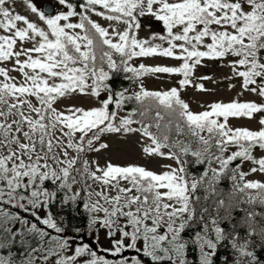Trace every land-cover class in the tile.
I'll return each instance as SVG.
<instances>
[{"label": "snow or ice", "instance_id": "obj_1", "mask_svg": "<svg viewBox=\"0 0 264 264\" xmlns=\"http://www.w3.org/2000/svg\"><path fill=\"white\" fill-rule=\"evenodd\" d=\"M23 3L40 23L16 12L14 0H0V64H13L0 67V264H219L222 248L223 264H264V182L247 179L264 174V155H254L264 152V117L258 130L228 123L254 118L264 103L216 102L193 112L180 97L188 86L206 90L192 80L204 60H227L228 79L264 98V0H56L62 8L55 12ZM145 16L163 32L139 38ZM153 56L181 63H133ZM120 72L133 81L149 73L181 78L179 87L150 91L140 83L129 94L110 83ZM74 94L96 97L99 106L54 107ZM130 102L136 106L121 116ZM136 132L150 141L146 155L177 166L156 173L82 158L108 147L100 142L105 134ZM244 162L254 166L243 171ZM200 165L198 175L190 171ZM225 178L227 193L220 188ZM84 196L89 228L118 236L104 250L117 259L88 243L73 247L75 237L61 235L51 212L38 215L58 197L62 206H76Z\"/></svg>", "mask_w": 264, "mask_h": 264}, {"label": "rangeland", "instance_id": "obj_2", "mask_svg": "<svg viewBox=\"0 0 264 264\" xmlns=\"http://www.w3.org/2000/svg\"><path fill=\"white\" fill-rule=\"evenodd\" d=\"M34 3L38 8H42L45 5H50L52 11L55 12L62 8V6L56 3V0H34ZM15 11L28 16L30 20H33L37 23H40L38 18L32 14L24 5L23 0H14ZM77 18H73V22ZM92 19L100 23L102 26L107 27L109 22L102 19L98 16H92ZM141 28L138 31L139 38L147 39L151 36L152 33H162L163 27L159 21H156L153 17L145 16L140 19ZM120 29L123 30V25H119ZM155 43H160V41H155ZM30 43H25L24 47H31ZM166 46V45H165ZM19 42L17 48H19ZM23 59V57H21ZM228 59H233L229 57ZM134 64L139 65L140 63L145 64L146 66H179L181 61L153 56V57H141L133 61ZM13 66L12 62H4L0 64V67H7L11 69ZM10 76L15 77L17 80H22V76L18 71H10ZM232 76V70L227 66V60H204L202 65L196 67L194 75L192 77L193 84H203L205 91H200L194 86H188L180 92V97L184 100L190 107L193 112L204 111L208 105L216 102L228 103L233 100H239L240 102L254 101L256 103H264V98H261L250 92H242L241 90V80L239 78L228 79ZM201 77H210V79L201 80ZM181 77L179 75H169V74H147L142 78L141 83L144 88L150 91H162L168 90L172 87H179L177 81ZM234 85V87H229V85ZM138 90V85L133 86L129 93ZM106 97V94L102 93L100 99ZM32 102L35 104V98H32ZM82 107L89 109L92 107L99 106V100L96 97L91 95H79L74 94L71 96L63 97L58 100L54 105L58 110H65L68 107ZM121 116L125 115L120 113ZM261 117H264V112L255 114L254 118L249 119L246 117L240 118H229V125L233 128L241 127L248 128L251 130H258L261 125L259 120ZM133 127H139L138 125H133ZM101 143H106L107 148L102 149L98 152L89 151L85 154L84 159H87L90 163L96 161L100 167L106 166L108 162H111L114 165H138L143 166L147 170H151L156 173H161L166 170L165 166L176 167V162L172 159L163 158L156 155H146L143 152V147L150 143L146 138L142 137L139 132L136 133H111L105 134L101 137ZM98 146V145H97ZM231 150H235L234 148ZM167 152V151H165ZM70 155H74L70 151ZM254 155L260 157L264 155V152L261 150H255ZM215 166V165H213ZM251 162H244L242 164V170L248 171L253 167ZM94 170V166H93ZM249 180H257L264 182V174L259 172L251 174L247 177ZM78 187V186H75ZM93 188L99 190L100 186L94 184ZM95 199V198H94ZM38 215L45 216V208H40L37 210ZM102 215V214H101ZM33 218L30 217V220ZM67 237V235H64ZM69 238V237H67ZM118 238L110 237L107 234V230L100 228L99 225L95 226L88 236L73 240V247L77 243H88L91 248H97L98 255H104L109 260H115L118 257H112L109 253L105 252V249L112 247V240ZM71 239V238H69ZM127 255H132L134 253L128 252Z\"/></svg>", "mask_w": 264, "mask_h": 264}, {"label": "trees", "instance_id": "obj_3", "mask_svg": "<svg viewBox=\"0 0 264 264\" xmlns=\"http://www.w3.org/2000/svg\"><path fill=\"white\" fill-rule=\"evenodd\" d=\"M72 2L78 5L79 3L82 2V0H72ZM124 76L125 74L123 72L114 74L113 80L110 83L116 89L126 88L127 90H130L133 86L139 85L142 81V78L144 77L143 76L140 81H133V80L125 79ZM135 106L136 105L134 102H130L127 104L126 110L121 113H124L126 115L127 111L131 110ZM153 131H155V129H153ZM163 151H168V150L164 149ZM86 153L82 154V158L85 157ZM189 159H191V157H189ZM238 163H240L239 160L234 162L232 166L234 167L235 164ZM203 167H204L203 165L190 166V171L198 175L200 172L203 171ZM49 187L54 188V186L52 185H49ZM230 187H231L230 182L226 178L220 184V188L225 193H227L230 190ZM85 199H87L86 196H84L82 200L78 201L76 206H71V205L62 206L60 203V199L58 197V199L55 202H53L50 208L45 209L46 214L48 212H51L54 218L60 224V226L64 228V232L61 234L62 236L67 235V237L69 238L75 237V240H77L88 236L90 231L93 229V228L92 229L89 228L90 214L83 207V202ZM22 215H27V214L22 213ZM235 215L238 220L243 215V213L237 212ZM28 219H30V216L28 217ZM53 234L55 235L54 232ZM94 250L96 251L97 248L94 247ZM225 255H226V250L222 248L220 251L219 264H223V257ZM191 256L194 258L195 253L192 252Z\"/></svg>", "mask_w": 264, "mask_h": 264}, {"label": "water", "instance_id": "obj_4", "mask_svg": "<svg viewBox=\"0 0 264 264\" xmlns=\"http://www.w3.org/2000/svg\"><path fill=\"white\" fill-rule=\"evenodd\" d=\"M50 9L52 10V8H51L50 5H45V6L43 7V10H44L45 12L49 11Z\"/></svg>", "mask_w": 264, "mask_h": 264}]
</instances>
